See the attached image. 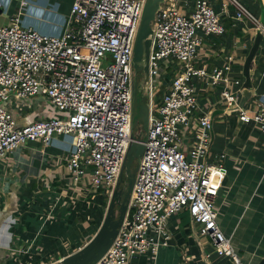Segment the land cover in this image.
<instances>
[{
  "label": "built area",
  "instance_id": "built-area-1",
  "mask_svg": "<svg viewBox=\"0 0 264 264\" xmlns=\"http://www.w3.org/2000/svg\"><path fill=\"white\" fill-rule=\"evenodd\" d=\"M145 3L74 0L65 31L51 36L21 25L28 6L22 1L11 23L0 26V160L30 143L46 146L57 136H73V151L66 158V188L49 197L52 209L43 225L58 221L53 215L63 208L59 203L65 196L67 222L76 216L90 220L96 198L111 197L115 189L132 142L134 47ZM220 5L217 11L209 0H197L189 13L182 11L179 0H164L159 7L152 24L145 151L128 213L113 245L96 264L153 262L161 249L172 246L173 218L185 212L195 238L208 239L218 258L241 264L217 221L216 180L225 177L227 169L207 159L213 106L210 98L205 100L207 108L201 105L199 89L218 96L225 110L236 113L241 123L254 125L263 136L264 90L252 108L245 106L247 102L242 106L244 87L234 71L235 57L211 67L200 61L207 41L226 37L223 16H229L231 7L235 21L251 24L262 35L264 24L239 0H222ZM2 7L0 0V11ZM156 85L161 90L159 105L153 104ZM38 96L65 116L19 127L7 104ZM184 132L192 141L187 152ZM62 259L59 256L58 262Z\"/></svg>",
  "mask_w": 264,
  "mask_h": 264
},
{
  "label": "crops",
  "instance_id": "crops-1",
  "mask_svg": "<svg viewBox=\"0 0 264 264\" xmlns=\"http://www.w3.org/2000/svg\"><path fill=\"white\" fill-rule=\"evenodd\" d=\"M0 26H8L21 9V2L27 1L23 10L21 25L40 33L60 36L68 25L74 0H1ZM197 0H185L181 9L191 12ZM220 11L222 0H209ZM261 21H264V0H239ZM230 8L229 16H223L227 34L223 39L207 41L203 49L200 64L213 66L224 62L233 55L234 71L242 80L244 94L249 91L246 107L255 105L257 95L264 90V37L249 64L245 74L247 60L262 35L251 24L235 21ZM212 44H215L214 46ZM217 55L212 54V48ZM201 105L207 108L211 99L212 108V147L208 161L224 165L225 177L217 178L218 186L216 211L218 224L232 241L241 264H262L264 262V136L254 125L240 122L236 113H230L214 94L201 87L199 89ZM161 98L157 99L159 103ZM23 102V101H22ZM12 100L7 104L8 111L15 117L19 127L33 123L38 119L63 118L65 114L55 110L42 96L26 100L24 103ZM209 103V102H208ZM209 108V107H208ZM70 136V135H69ZM57 136L48 145L42 142L27 144L0 160V264H47V257L61 258L73 254L85 239L89 230L86 218L74 217L66 221L63 208L68 198L60 201L58 221L49 220L51 211L50 196L63 194L67 175L66 158L68 149L73 150V138ZM183 149L191 147V135L183 134ZM63 141V145L56 143ZM221 155H225L222 159ZM99 199V198H98ZM96 198V202L98 201ZM186 226L192 229L191 218L182 213ZM181 216V217H182ZM183 219V218H182ZM173 242L169 248L160 250L158 256L149 264H234L218 258L213 246L206 238L197 239L193 230L189 232L180 220L173 218ZM89 224V225H88ZM84 225V229H79ZM178 227V228H177ZM80 230L78 238L67 231ZM63 231L64 234L61 232ZM188 231V232H187ZM77 234V233H76ZM80 242V243H79ZM52 259V258H51ZM21 262V263H20Z\"/></svg>",
  "mask_w": 264,
  "mask_h": 264
},
{
  "label": "water",
  "instance_id": "water-1",
  "mask_svg": "<svg viewBox=\"0 0 264 264\" xmlns=\"http://www.w3.org/2000/svg\"><path fill=\"white\" fill-rule=\"evenodd\" d=\"M163 2L164 0H146L144 6L135 42L133 58L132 142L130 143L119 179L110 197L103 222L97 233L86 245L73 254L66 256L58 264H96L113 245L114 240L118 236L119 229L128 213L136 174L145 151L150 121L151 96L149 60L152 47V24ZM262 22L264 24V21ZM261 39L262 36L259 35L256 45L249 55L245 71L246 75H248L249 64L256 53ZM244 95L242 106L247 102L246 99L250 98L249 91H246ZM143 134H145V138H142Z\"/></svg>",
  "mask_w": 264,
  "mask_h": 264
},
{
  "label": "rangeland",
  "instance_id": "rangeland-1",
  "mask_svg": "<svg viewBox=\"0 0 264 264\" xmlns=\"http://www.w3.org/2000/svg\"><path fill=\"white\" fill-rule=\"evenodd\" d=\"M184 1L185 0H179V3L181 4L182 7L185 6L184 5ZM262 37H264V36H262ZM163 77L164 76L158 78V80H159L160 83H163L164 82ZM143 86H144V84H143ZM160 93H161V90L158 88V85H156V89L154 90V93H153V104L154 105H159L160 104L161 101L159 103H156L157 99H159L160 96H161ZM216 98H217V101H218V96H215V100H216ZM25 101H23L22 103H24ZM223 108H225V107H223ZM67 138L69 140H71L73 138V136L70 135ZM142 138H145V134L142 135ZM59 142L60 143H56V146L63 145V143H62L63 141H59ZM70 150H71V152L73 151L72 149H68V152H70ZM109 201H110V197H103V198L100 197L98 199V201L95 202L96 204L95 205H92V207H91L92 210L89 212V214H90L89 215L90 220H87L86 219V221L88 223H91L93 221V218H94V221H93V224L92 225H89L88 224L90 228H86V229H89V230L85 231V234H84L85 235V239L80 244L82 247L84 245H86L94 237V235L97 233L98 229L100 228V226H101V224L103 222V219L105 217L106 210H107V208L106 209L104 208V205H106L107 203L109 204ZM87 211H86V213H84L85 216L87 215ZM182 215L183 214H177L175 216V219H176L177 222H179V220H180V222L181 223L183 222L184 226H186V219ZM190 226H186L185 227L186 229L189 228V230H190L189 232H191L193 230V227H191L192 229H190ZM84 227H85L84 225H81V227H79V229H84ZM61 232L64 234L63 231H61ZM67 233L70 234V235H72V233H73L74 236H76V238H78L79 235H82L81 232H80V230H77V232H75V229L69 230V231H67ZM51 258L47 257V259H46L47 264H58L59 263L58 261L56 262V257H51Z\"/></svg>",
  "mask_w": 264,
  "mask_h": 264
},
{
  "label": "trees",
  "instance_id": "trees-1",
  "mask_svg": "<svg viewBox=\"0 0 264 264\" xmlns=\"http://www.w3.org/2000/svg\"><path fill=\"white\" fill-rule=\"evenodd\" d=\"M107 199H108V198H107ZM107 204H108V203H107ZM107 204H106V205H104V208H105V209L108 207V205H107Z\"/></svg>",
  "mask_w": 264,
  "mask_h": 264
}]
</instances>
